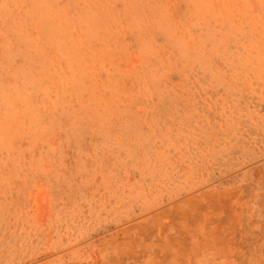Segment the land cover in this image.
Instances as JSON below:
<instances>
[{
    "label": "rangeland",
    "instance_id": "obj_1",
    "mask_svg": "<svg viewBox=\"0 0 264 264\" xmlns=\"http://www.w3.org/2000/svg\"><path fill=\"white\" fill-rule=\"evenodd\" d=\"M0 264H264V0H0Z\"/></svg>",
    "mask_w": 264,
    "mask_h": 264
}]
</instances>
